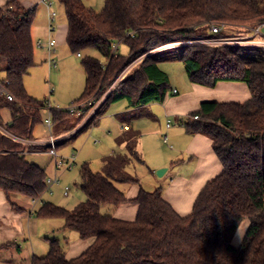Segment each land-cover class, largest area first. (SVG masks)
I'll list each match as a JSON object with an SVG mask.
<instances>
[{
    "label": "trees",
    "instance_id": "16d2710c",
    "mask_svg": "<svg viewBox=\"0 0 264 264\" xmlns=\"http://www.w3.org/2000/svg\"><path fill=\"white\" fill-rule=\"evenodd\" d=\"M57 1L64 9L66 46L82 56L85 75L83 91L72 105L101 100L81 128L58 146L95 125L112 103L126 101L129 108H136L164 100L169 78L159 69L156 53L150 52L192 36L209 37L211 22L240 30L264 24V0H104L99 12L81 0ZM33 20L34 11H26L18 0L0 7V83L13 97L8 101L0 96V114L8 110L5 130L12 136L0 131V191L18 212L22 210L11 197L38 200L47 179L43 169L26 159L33 148L13 138L30 139L34 127L42 123L45 103L29 96L24 87L34 66ZM116 42L127 46V55L117 54ZM176 49L190 84L214 88L231 82L248 88L244 103L203 102L180 121L187 134L211 141L221 174L203 187L185 217L163 199L160 188L147 191L140 186L138 195L127 200L118 185L138 181L125 168L132 161L143 162L137 149L140 134L129 128L117 140L124 144L125 154L105 157L102 172H93L87 163L81 166L77 186L86 196L84 202L71 210L44 202L33 213L38 219L61 220L62 231L91 240L90 246L68 260L66 241L51 239L47 254L33 256L30 264H264V53L232 46ZM86 50H95L100 59L83 56ZM91 108L86 106L79 115L51 110V137L72 133ZM125 204L138 207L132 222L100 213L101 207ZM244 219L248 227L234 248L232 240Z\"/></svg>",
    "mask_w": 264,
    "mask_h": 264
},
{
    "label": "crops",
    "instance_id": "0c3cea01",
    "mask_svg": "<svg viewBox=\"0 0 264 264\" xmlns=\"http://www.w3.org/2000/svg\"><path fill=\"white\" fill-rule=\"evenodd\" d=\"M10 1L11 0H0V7H3ZM18 2L26 11H34V20L31 34L36 46V50L44 52L43 57L39 60L35 59L34 55L35 67L40 66L42 68V66L44 65V67H46V70L48 69L49 72L52 70V68L54 70H60L61 66L63 68L64 65L67 66L69 63H71L73 64L72 67H74V70H76V65L73 62L74 55L69 53L66 46V19H59L58 13L53 10V6L55 5L54 2L58 3V1L18 0ZM81 2L84 4V6L92 10H97L99 9L97 7H101V2H99V0H81ZM52 13H54L55 15L51 16ZM50 27H52V31L50 30ZM227 35L247 36V32L236 27H231L227 29ZM50 40H54V45L52 47L48 46ZM37 43H40V47L37 46ZM166 49L168 50L176 48H158L150 52V54L156 53V55H158L160 52ZM75 57L77 59H81L82 56L78 57L76 54ZM135 63H133L129 67V69ZM35 70L36 69L32 68L33 72H35ZM61 71H63V69ZM78 81L83 82L84 87V72L82 73V71H80V80L78 79ZM79 82H76L75 84L70 86L69 81L68 85L63 90L59 89L57 86H54L53 91L50 90L51 97L50 99H48V101L44 102V108L40 110V116L42 119V123L40 125L42 126V128H44L45 130L47 129L44 122L48 118H50L51 110L57 109L56 107H66L70 103L76 101V95H78V93L76 94V92L79 86ZM36 83V79H33V81H31L29 74L24 79V87L26 92L29 96L35 99L36 97H38L36 96L37 89L36 87H34ZM39 83L41 84V82ZM77 83L78 86L76 87ZM191 86L192 87H190L180 95L175 88H171L162 102H154L145 107H127L118 114H115L112 117L111 121L113 126L116 122L118 126L115 130L114 128L111 129L112 133L109 132L111 138L113 139L115 147L114 145L113 147L111 146L112 148L108 152H106L104 157L101 158L102 163L105 157L125 154L126 150L124 144L117 142V140L120 135L123 132H126L129 128L136 130L140 134L137 149L141 156V160L143 161L141 165L147 168L146 170L150 172L151 176H153V173L156 170L165 169V172L163 173L161 178L152 177L153 184H151V187H157L162 190L163 199L180 217H185L190 214L194 201L203 187L209 181L220 175L222 172V166L212 150L211 141L202 135L187 134L183 126L181 125V119L187 114L198 110L200 104L203 102L241 104L249 98V91L244 83L220 82L217 83L214 88H206L194 84H191ZM172 90H175L176 94L173 95ZM151 111L155 112V114L157 115L160 114L164 119V134L162 135V137H167V132L169 131V138H167V140L169 139L171 143L169 145V149L172 151H165L162 153L161 149H158L159 143L157 142V145L155 143V141H157V139H155V132L150 129V125H147V122L149 121H156V117H154ZM43 112H45L46 114L45 117H43L42 115ZM0 115L2 125H4V127L0 126V131L11 136L5 130V125L10 122V114L8 110L1 111ZM99 119L97 120V123L95 125H97L99 122L103 123V119H100V121ZM139 119L146 120H144V123H139V126L137 125V127L139 128H136L133 123L134 121ZM167 120L171 121L172 126L176 125L179 126V128L171 129V126L169 129H167L165 126ZM84 123L85 120H83V122L72 133L67 135H59L55 132L56 135L54 134L51 137L50 130L48 131L49 137L45 138L42 135V132L34 134L35 131L33 129L30 139H20L16 137L13 138L24 144L25 146L33 148L32 151H27V153L25 154L26 157H28L26 159H28L30 163L35 164L45 171V168L38 164L37 158L44 155L48 156L50 159L52 158L48 154L47 141L49 140V138L51 137L61 142L72 136L75 131L81 128ZM89 128H87L86 130H88ZM57 147L59 146L57 145ZM168 157L170 159L169 163L166 162V159H168ZM53 167V174L55 175L57 173V169H55L54 164ZM63 171L65 172V170ZM136 180L138 181V184H121V187L118 186V188L124 193L127 200L134 199L138 195L140 186L142 187V185H140L139 183V180L137 178ZM58 184L53 185L51 189ZM18 198L19 196H12L10 200L13 204L16 205L17 208H19L18 210H22V212H18L12 209L10 207V204L6 201L4 194L0 191V246L11 243V246L9 248L0 249V264L17 263L25 246V248H28L31 254V259L33 256L39 257L35 255V246H33V240L36 237L40 239V236L46 235L44 236V240L46 241L47 245V241L51 240L47 238L50 237L47 236V234L49 233L51 235L57 233L61 235V237H63V241H66L65 256L68 260L77 258L90 246L91 240L82 241L78 238V236L74 237L73 235H66L68 234L66 233L68 230H61L63 226L62 221H60L59 223L58 219L42 220L36 218L33 213L38 208L34 209L36 205H32V200H28L25 198L27 203H23L22 205V201H20ZM137 212L138 207L136 205L125 204L115 208L114 211H112L111 215L117 220L132 222L135 220ZM33 227H35V234H33ZM247 227L248 224L246 226V229ZM245 232H243V234ZM56 239L60 240V238ZM242 239L243 237L236 243V248L239 247ZM10 249H15V253H17L18 257L13 258L10 255L9 258H6L1 255L2 252L9 251Z\"/></svg>",
    "mask_w": 264,
    "mask_h": 264
},
{
    "label": "rangeland",
    "instance_id": "374dc122",
    "mask_svg": "<svg viewBox=\"0 0 264 264\" xmlns=\"http://www.w3.org/2000/svg\"><path fill=\"white\" fill-rule=\"evenodd\" d=\"M99 2H101L100 3L101 7H97L99 8L97 10L94 9V11L96 12H99L103 8L104 0H99ZM54 3L55 5L53 6V10H55L56 13H58V18L61 20H65V14H64L63 7H61L57 2H54ZM115 46H118L117 54L127 55L128 49L124 43L116 42V44L113 47ZM244 52L246 56H251V57L256 56V54L253 53L252 51H244ZM69 53L72 54L70 51ZM43 54L44 52L37 51L36 46H35V51H34L35 59L39 60L40 58L43 57ZM72 55H74L73 62L76 65V70H74V67H72L73 64L69 63L67 66L64 65L63 68L61 66L60 70H54L52 68V70L48 72V69L46 70V67H44V65L42 66V68L40 66L35 67L34 65L33 68L36 69L35 72H33L32 69L29 71L31 81H33V79H36L37 81V83L34 85V87H36L37 89L36 96L38 97H36V99L43 101V102L48 101V99H50L51 97V91H53L54 86L55 87L57 86L59 89L63 90L68 85L69 81H70V86H72L76 82H79L78 79L80 80V71H82L83 73V70L80 64L81 59H77L75 57L76 54H72ZM82 55L83 56L90 55V56L100 59V56L95 50H86L82 52ZM177 55H178L177 49H168V50L166 49L160 52L157 56L160 59V63L158 64L159 69L163 71L164 73H166L168 75V78H170L168 90H170L171 88H175L178 91V94L180 95V94H183L187 89H189L192 86L187 79V76L183 68V64L177 59ZM62 69L63 71H61ZM60 71H61V74H60ZM39 82H41V84ZM77 86H78V83L76 84V87ZM82 91H83V82H79V86L76 92V94L78 93V95H76L77 99L81 95ZM72 103H70L66 107H56V108L57 109L59 108L61 110L68 109L69 107L72 106ZM127 107L128 105L126 101H119V102L110 104L109 107L106 109L105 113L100 117V119H103V123L99 122L97 125H94V126L92 125L88 130L80 133L74 140H71L68 143L64 144L63 146H59L56 148V154L59 158L69 159L72 156L75 157L74 167L71 171H67V172L63 171L64 170L63 167L57 169L56 175L59 177V184L54 186L50 190V192H44V194L37 201L34 209H37L43 202H48V203H52L54 205L60 206L62 208H65L67 210H71L77 204L85 201L86 196L79 190L77 186L79 182V170L83 164L87 163L89 164V167L93 172H102L103 162L101 163V158L104 157L106 152H108L114 145L113 139L111 138V135L109 134V132L112 133L111 129L114 128L115 130L118 126L117 122L114 124V126L112 125V121H111L112 117L115 114H118L119 112L123 111ZM152 114L154 115V117H156V121L150 122L148 120L149 122L147 121L145 122H147L148 123L147 125H150V129L155 132L154 133L156 137L155 139H157L155 143L156 145H157V142L159 143L158 149H161L162 153L165 151H172L169 149V145L171 144L169 139L167 140V145L162 142V139H163L162 135L164 134V129H163L164 119L162 118L160 114L157 115L155 114V112H152ZM42 115L43 117H45L46 116L45 112H43ZM144 120L146 119L136 120L134 121L133 124L136 128H139L137 127V125L139 126V123H144ZM1 126L4 127V125H1ZM175 128L178 129L179 126H176V125L172 126L171 129H175ZM34 131H35L34 134L42 132V135L45 138L49 137L48 130L47 129L45 130L44 128H42L41 125H37L34 128ZM167 138H169V131L167 132ZM37 160H38V164L41 165L43 168H45L47 178L53 177L54 176L53 159L52 158L50 159L48 156L44 155V156L38 157ZM169 160L170 159L168 157V159H166V162L169 163ZM141 164L142 163L132 161V163L126 166L125 171L132 178H135V179L137 178L139 180L140 185H142V187L145 190L152 191L157 188V187L155 188L151 187V184H153L152 177L161 178V176L160 177L157 176V172L161 169L156 170L153 173V176H151L150 172L146 170L147 168L145 166H142ZM118 186L121 187L122 185L119 184ZM66 187L69 189L67 192L68 196L64 197L63 189ZM18 199L22 201L21 202L22 205L23 203H27L26 199L23 197H19ZM112 211H114V208L108 207V206L101 207L100 209V213L102 214H105V213L112 214ZM60 221L61 220H58L59 223ZM247 224H248L247 219H244L240 223V226L232 240V246L234 248L237 247L236 243L240 241V239L245 234V233L243 234V232H245ZM34 229L35 227L32 228L33 234L36 233ZM66 233H68L66 235H73L74 237H77V233L74 231L68 230ZM44 236L46 235L40 236V239L36 237L33 240V246H35L34 247L35 255L39 257L45 256L48 251L46 241L44 240L45 238ZM47 236H50V237H47L49 239L60 238V241L63 242V237H61V235L57 233H55L54 235H51L49 233L47 234ZM25 247L23 249L22 254L20 255L19 261L14 264H30L31 254L28 248L26 249ZM15 252H16L15 249H10L9 251L2 252L1 255H3L6 258H9L10 255L13 258H16L18 256H17V253Z\"/></svg>",
    "mask_w": 264,
    "mask_h": 264
},
{
    "label": "built area",
    "instance_id": "2783aa9c",
    "mask_svg": "<svg viewBox=\"0 0 264 264\" xmlns=\"http://www.w3.org/2000/svg\"><path fill=\"white\" fill-rule=\"evenodd\" d=\"M55 14L52 13L51 16H54ZM227 29L228 26L224 23H216L211 22L207 24V34L211 35L209 37L197 35L192 36L190 40L185 42H176L172 43L163 47L168 48H179L182 46H232V47H242L246 49H255L258 51H261L264 53V24H261L255 28H247L242 29L247 32V36H228L227 35ZM50 30L52 31V27H50ZM54 45V40H50L48 43L49 47H52ZM37 46L40 47V43H37ZM161 47V48H163ZM78 57H80L79 54H77ZM172 94H176L175 90H172ZM0 96H5L8 101H13V97L6 91L3 85L0 83ZM101 100L97 103L92 105L91 101L88 100L81 104H74L68 109L70 113L76 112V115H79L82 110L86 106L92 107L88 116L85 117V122L90 118V116L94 113V111L98 108L100 105ZM60 110V109H56ZM46 128L48 131L51 130V121L50 118H48L44 122ZM171 127L170 121L166 122V128L169 129ZM59 143V140H55L53 138H49L47 141V147H48V154L52 157L54 161L55 169H59L60 167H63L65 171H71L74 167V159L75 157L72 156L69 159L65 158H59L56 154V146ZM163 143L167 144V137H163ZM59 183V177L55 174L52 178L46 179V189L45 192H50V189L53 185ZM68 188H64L63 195L66 196L68 192ZM38 200H32V205H36Z\"/></svg>",
    "mask_w": 264,
    "mask_h": 264
},
{
    "label": "water",
    "instance_id": "95a60500",
    "mask_svg": "<svg viewBox=\"0 0 264 264\" xmlns=\"http://www.w3.org/2000/svg\"><path fill=\"white\" fill-rule=\"evenodd\" d=\"M165 172V169H161V170H159L158 172H157V176H162L163 175V173Z\"/></svg>",
    "mask_w": 264,
    "mask_h": 264
}]
</instances>
